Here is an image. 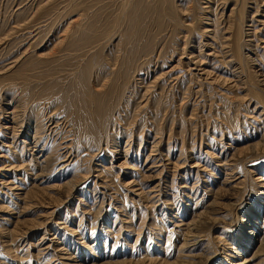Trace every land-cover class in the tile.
Here are the masks:
<instances>
[{
    "label": "rangeland",
    "instance_id": "obj_1",
    "mask_svg": "<svg viewBox=\"0 0 264 264\" xmlns=\"http://www.w3.org/2000/svg\"><path fill=\"white\" fill-rule=\"evenodd\" d=\"M263 21L264 0H0V264L174 261L218 190L193 251L259 262Z\"/></svg>",
    "mask_w": 264,
    "mask_h": 264
},
{
    "label": "bare ground",
    "instance_id": "obj_2",
    "mask_svg": "<svg viewBox=\"0 0 264 264\" xmlns=\"http://www.w3.org/2000/svg\"><path fill=\"white\" fill-rule=\"evenodd\" d=\"M261 23H264V21ZM200 62H201L200 60L199 61L197 60V61H194V64H196L197 66H201ZM205 73H203V74L205 75ZM262 142H260L259 144H261ZM76 185H77V180L74 179L71 182H67L66 186L69 187L68 191H70V189L72 190ZM262 187H264V183H263ZM219 192H220V190H218L216 192L215 198L213 200L209 201L210 203L208 202V204L206 203V205H204V207L199 211V214H197L196 218L194 217L185 223L184 238H182L183 242L181 241L182 244L179 246V250H178L179 254L177 255L178 257L175 258V260L172 259L174 261H168L167 259L162 261L159 259L157 260V259H152V258H150L148 260L153 264H155V263L156 264H203V263L207 262L208 259L210 258L209 257L210 249L208 247H206V245L202 246V249L199 251H193V249H194V247H198L199 243L202 244L201 240H203L204 243L207 242L208 240H210L209 239L210 234L206 233L205 230H203V228L208 227L210 230V226L214 225L220 219L217 216V213H215L217 211V209L215 207L219 204V201L217 199L219 197V194L221 193V192L220 193ZM261 194L264 196V188L262 189ZM100 208H102V207H100ZM99 211H101V210H99ZM262 215L264 216V200L258 201L257 203H255V205H253L251 207V211H250L249 217L247 219L248 220L247 224L249 225V228H251L252 231L257 230V228H258L257 226H259L258 225L259 218H261ZM263 220H264V218H263ZM245 226L247 227L246 224H245ZM252 237H254V234L252 236L250 235L248 237L249 239L247 238L249 240V242L252 241L251 240V239H253ZM249 242L243 243V245H244V246H242L243 248L241 247V245L240 246L239 245H233V247H230V248L233 250V253H234V255H236V257L242 258L243 257L242 252H247L248 244H250ZM227 244H236V243H227ZM230 246H232V245H230ZM239 247L242 249H239ZM184 249H185V251H183ZM262 253H264V239H262V241L260 242L259 247L256 248L255 252L253 253V256L257 257L259 254H262ZM155 254H157V253H155ZM262 255H264V254H262ZM250 257H249V259H250ZM67 258L70 259V256H68ZM243 259H244L243 261H240V262H244L243 264H246L248 261H250V260H248V257H246V258L244 257ZM261 263H264V257L261 260H259V262H257L256 264H261Z\"/></svg>",
    "mask_w": 264,
    "mask_h": 264
}]
</instances>
